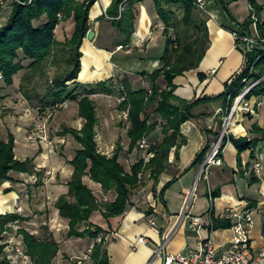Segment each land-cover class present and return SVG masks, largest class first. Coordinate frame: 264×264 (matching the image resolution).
I'll return each instance as SVG.
<instances>
[{
  "label": "trees",
  "instance_id": "obj_1",
  "mask_svg": "<svg viewBox=\"0 0 264 264\" xmlns=\"http://www.w3.org/2000/svg\"><path fill=\"white\" fill-rule=\"evenodd\" d=\"M214 1L222 7L227 16L232 19L227 3L224 0ZM236 0H231V2ZM97 0H17L11 2V12L4 24L0 23V80L6 87L13 86L14 77L21 71H26L22 78L27 82L36 77L47 76V70L59 66L60 57L65 66L62 72L55 73L50 78L47 94L42 101L49 107H57L67 101L77 102L78 115L84 120L80 130L63 128L60 135H71L79 148L74 158L68 163L73 172L67 183L68 193L59 196L54 207L59 216L68 220V235L70 237L93 241L91 264H109L106 251V241L101 235L111 230L109 219L120 217L132 207L131 196L145 173L157 185L159 177L165 173L170 164L169 155L174 149V162L178 160L179 150L186 143L181 134L182 124L190 121L194 123L203 135V144L195 154L192 161L184 170H179L169 182L165 183L159 191L162 195L166 189L183 173L191 168L202 165L205 155L211 146L210 135L216 136L199 122L194 114L196 108L214 101H221L222 111L228 113L234 99L250 84L258 82L246 95L247 100L264 99V21L260 19L261 6L256 0H248L249 16L243 23H236L233 32L239 36H250V27L253 24L252 16H257L258 44L241 47L244 62L242 68L228 82L223 90L214 96H204L192 100H182L174 96V79L189 70L196 69L208 46V33L205 20H201L204 39L196 37L185 42V35L178 32L177 23L173 16L176 9L182 10V23L188 27L194 22V13L197 9L195 0H152L158 18L164 24L163 36L165 49L160 58L161 67L150 74L141 72L140 76L151 83L150 90L144 88L132 89L127 78L118 80L117 84L98 82L95 84H81L78 75L81 71L83 41L90 31L89 19L92 7ZM143 0H110L105 12L98 16L96 21L107 20L118 32L122 45L131 42L139 17L138 6ZM71 20L73 33L63 43L56 39V31L61 23ZM199 21V20H198ZM175 32L174 36L169 31ZM67 50L70 52L68 54ZM66 54V56L64 55ZM69 55V56H68ZM162 78L165 87L157 83ZM200 78L203 76L200 75ZM244 81V82H243ZM243 82V83H242ZM114 85V86H113ZM119 85V86H118ZM118 86V90H115ZM112 95L117 93L122 99L117 109L127 112V138L128 152H132L137 143L149 137L160 128L163 139L154 142L149 152L154 157L145 162L140 159L130 171H126L120 163L121 146L116 145L113 154L108 157L98 150L96 138V105L90 99L94 94ZM153 108V114L158 120L150 121L148 110ZM257 109V106H254ZM249 137H224L221 150L231 143L236 149L237 167H242V154L249 151L250 159H254V152L260 143L264 142V129L254 125ZM15 139L9 132L6 140H0V190L4 182L10 181L9 173H26L38 177L37 186L41 184L40 172L35 170L33 159L20 161L14 154ZM100 185L104 193L113 192L112 201H98L92 189L85 183V178ZM251 182L256 183L257 178L252 176ZM156 192V187L153 189ZM10 192L6 190L5 193ZM212 200L219 196V191L213 192ZM212 205V204H211ZM99 213L107 222V230L91 223V218ZM213 208L210 207V230L229 229L231 223L227 219H215ZM19 213H6L0 215V264H10L4 254L5 245L2 244L3 235L10 229V225L28 221ZM85 226L83 230H79ZM21 237L24 255L30 259L31 264H52L60 253L59 244L50 234L44 238H37L30 232L20 229L17 232Z\"/></svg>",
  "mask_w": 264,
  "mask_h": 264
},
{
  "label": "crops",
  "instance_id": "obj_2",
  "mask_svg": "<svg viewBox=\"0 0 264 264\" xmlns=\"http://www.w3.org/2000/svg\"><path fill=\"white\" fill-rule=\"evenodd\" d=\"M100 2L102 9L93 18L90 16V22H95V19L105 11L110 0H100ZM228 2L234 3L230 0ZM6 6L8 5L6 4ZM94 6H97V2ZM8 8L9 10L4 12V16L0 19L1 24H4L10 15L11 7ZM138 10L139 17L135 32L128 45H122V39L115 28L110 27L109 34L112 37L107 42L109 45L103 43L108 35L103 26L99 24V28H91L90 31L94 33V37L89 43L84 40L81 48L83 57L78 82L95 84L108 81L111 84L112 76H120L118 80L127 78L131 88L138 89L133 87L134 80L136 81L138 78L133 73L136 72L138 75L141 72L150 74L153 70L161 67L160 58L162 54L158 55L154 52L160 44L158 46L157 44H148L145 49L142 48L145 41L152 37L153 29L157 27V25L152 27L153 24L157 23L156 19L158 18L152 0H143L138 6ZM232 14L230 13L232 17L230 19L216 2H206L205 25L208 33V46L196 69L189 70L174 79V96L189 101L204 96L217 95L223 90L224 84L242 68L244 58L241 47H235L233 38L235 24L242 22V20ZM261 21L264 19L262 18ZM85 45L86 49H84ZM103 47L107 48L103 49ZM135 48L139 49V54L130 55ZM83 59L86 63L83 62ZM21 73L23 75L26 71H21ZM200 75L203 78H200ZM138 79L143 83V86L139 88L150 90L151 83L146 78L139 77ZM159 79L158 84L161 83ZM164 87L165 84L162 88ZM104 95L106 96V94L98 93L90 96L96 105V116L97 100ZM251 102L254 103V106L257 105L254 114L240 112L234 116L230 124L231 135L236 138H253L250 131L254 125L264 129V99H252ZM66 104L67 107L73 104V108L65 115V118L68 120L67 116L70 115L73 122L76 120L83 121L78 116L77 102L67 101ZM194 114L198 116L199 122L208 130L214 134L219 133V125L225 115L222 111L221 101L201 105L195 109ZM74 115H77V119L74 118ZM180 131L185 137L186 143L180 148L178 160L175 162L174 149H172L168 158L170 167L160 176L159 188L150 194L146 206L133 205L127 209L124 215L109 219L111 230L108 233L117 234L116 237L106 242L109 264H149L152 261L154 250L158 248L166 236H168L165 245L166 255L197 252L202 242L207 238L212 239L218 253L227 250L232 240V231L230 228L209 229L211 206L213 208L212 215L215 219L224 218L230 223H233L232 215L235 213L244 211L254 213L250 242L255 250L264 246V142L256 148L254 159H250L249 151L242 154L241 168L237 167L235 147L231 143H227L222 151L221 164L210 167L206 177L200 176L199 181L203 179V184H198L199 181L196 182L200 173V166L194 167L183 173L162 195H159L164 184L169 182L179 170H184L189 165L203 144V135L194 123L187 121L181 125ZM209 138L213 144L215 136L210 135ZM63 141L69 144L72 140L69 135L52 137L50 142L40 143L39 148L33 147L29 155H23L20 158L15 154V157L20 161L28 158L33 159L35 170L40 172L41 181L44 184L41 189L51 195L53 207L51 208L50 223L56 222V218H59L67 227L68 220L60 217L58 210L54 207L59 196L68 193L67 183L73 172L72 166L66 163L73 157L66 159L55 153L58 144ZM106 150L105 153H102L110 157L108 144ZM134 151L136 150L134 149L132 153ZM255 163L259 164L258 171L254 169ZM252 176L257 178L256 183L250 181ZM9 177L11 180L4 182L0 190V215L14 212L20 214L22 210L20 197L25 196L22 194L25 192L28 194L29 189L37 186L38 177L36 175L10 172ZM87 180L89 179L87 178ZM93 184L95 183L93 182ZM194 186L196 188L193 196L186 204V199ZM208 189L212 193L219 191V196L211 201L208 196ZM6 190H10V192L5 193ZM17 208H20L19 212ZM198 216L206 217V226L194 231L190 229V222L192 218ZM150 221L153 225L150 224ZM99 226L107 230L106 221L103 220ZM138 238H143L145 243H139ZM77 239L86 241L87 238ZM152 264H164V259L162 257L155 258Z\"/></svg>",
  "mask_w": 264,
  "mask_h": 264
},
{
  "label": "rangeland",
  "instance_id": "obj_3",
  "mask_svg": "<svg viewBox=\"0 0 264 264\" xmlns=\"http://www.w3.org/2000/svg\"><path fill=\"white\" fill-rule=\"evenodd\" d=\"M16 1L17 0L0 1V19L4 16V12H7L9 10L8 7H11V2ZM224 1L227 3V9L229 13H233L232 15H236L242 20V22L240 23H243L248 18L250 14L248 0H236L234 1V3H230L228 2V0ZM256 3L261 6L260 19H264V0H256ZM6 4L8 6H6ZM195 6L197 8L195 10L193 19L195 21L192 22L188 27L184 26V24L182 23V10H179L177 8L173 16V20L177 23V26L179 28L178 32H181L182 34H184V32H187L184 37L185 42L194 40L196 37H198V39H204L200 23L201 20H205V7L204 9H201L197 6L196 3ZM101 9V2L100 0H97V6L92 7V10L90 12L91 18H93L96 13ZM106 19L107 20L99 22L96 20L95 22H90L89 19V25L90 30L93 27L99 28L100 25L103 26L105 32H107L106 34H108L105 37L103 43L109 45L107 42L110 41L112 37V35L109 34L110 27H113L109 22V19L111 18L106 16ZM252 19L253 24L251 25L250 30H253V26L257 23L258 20L256 15H253ZM156 21L157 23L153 24L152 26L154 27L155 25H157V27L153 29L154 33L152 37L148 39V41H145L142 48L145 49L148 44H157V46L160 44L159 47L154 50L156 54L160 55L163 54L165 49V37L163 36L164 24L159 18H157ZM1 22L2 21L0 20V23ZM73 25L74 24L71 20H67L60 24L56 31V39L58 42L63 43L70 38L71 34L73 33ZM252 30L250 36L254 35V32H252ZM169 34L171 36H174L175 32L170 30ZM256 39L257 45L258 35ZM85 40H87L86 43H89L91 41H89L87 37ZM106 48L107 47H103V49ZM84 49H86V45ZM138 50V48H135L130 55H138ZM80 51L82 52L81 49ZM67 52L68 54L70 53L68 50ZM64 55L66 56V54ZM83 62L86 63L84 59ZM64 66L65 63L60 57L59 66L50 67L47 70L46 77H40L38 73L36 77L32 80L23 82L22 78L25 76L26 73L22 75V73L20 72L14 78L13 86L10 87H6L0 80V140H6L7 134L10 132L15 139L14 154H16L20 158L23 155H29L33 147L39 148V142L29 143L26 139L27 134L35 126H46L48 142H50L52 137L56 138L58 136H62L60 135V133L63 128H73L80 130L84 123V120H76L73 122V119L72 117H70V115L67 116L68 120L65 118V115L72 110L73 104H71L70 107H67V104L65 102L57 107H49L46 106V104L42 101L44 96L47 94L48 86L50 85V78L55 73L62 72ZM146 66H148V64H146ZM133 74L135 76H138V78L142 77L139 76L136 72ZM116 78L120 79V76H116ZM138 78L136 81L134 80V88H139L143 86V83ZM262 79H264V76ZM159 80H161L159 86L163 87L164 82L162 81V79ZM118 86H115L116 91L118 90ZM251 101L252 99L248 100L250 107L253 108V113L247 112L248 114H254L255 112L253 105L254 103ZM120 102L121 99H119L117 93H114L112 95L101 96L100 99L97 100V147L101 153H105L107 151L106 145L108 144V154L111 156L116 145H120L122 148L120 151L119 158L120 163L126 171H130L131 167L135 163H137L140 159L144 158L143 156H145V153L141 150H136L133 153L128 152L129 140L127 138V128L129 124L124 113L118 111L117 109ZM152 112L153 108H150L148 110L150 121L157 119V117H155ZM74 118L77 119V115H74ZM221 130L222 123H220L219 125V133H216L213 143H215L218 139ZM69 136L72 140L71 143L68 144L66 143V141H63L62 143H59L58 148L55 149V153H57L59 157H65L66 159L72 157L74 158L76 148H79V145L75 142L73 137L71 135ZM144 139H146L149 143L160 142L163 139V136L160 132V128L153 132L149 137ZM68 162L69 161H66L67 164H69ZM39 178H41L42 180L41 176H39ZM85 183L92 189L98 201H112L114 199L113 192L104 193L101 190L100 185L96 183L93 184V182L87 180V178L85 179ZM158 183L156 185L154 181L148 177V173H145L140 179L138 186L133 190V195L131 196L132 205L136 206L137 204H140L141 206H146L145 204L150 199V194H152L153 189L155 187L159 188ZM203 183V179L198 182V184ZM42 185L44 184L41 181L40 185L36 186L33 189H29L28 194L25 192L24 194H22L25 196L20 197V203L22 208L20 214L25 218H29V220L27 221L28 223L20 222L14 224V226H12L9 231L4 233L2 244L5 245V249L3 256L7 258L10 264H31L30 259L28 257H25L24 255L21 237L17 233L18 230L24 229L30 232L31 234L35 235L37 238L41 239L50 234L53 236L54 240L59 244L60 253L52 264H91L89 256L91 254L93 241L89 239H86V241H79L75 237H70L68 235V226L66 227L64 222L59 218H56V222L52 224L50 223V220L52 218L51 208L53 207V204L51 203V195L45 192V190L41 189ZM251 218L254 223V213H251ZM91 223L94 225H99L103 223V218L98 212L93 217ZM84 228L85 226H81L79 230H83ZM18 251H20V253Z\"/></svg>",
  "mask_w": 264,
  "mask_h": 264
},
{
  "label": "built area",
  "instance_id": "obj_4",
  "mask_svg": "<svg viewBox=\"0 0 264 264\" xmlns=\"http://www.w3.org/2000/svg\"><path fill=\"white\" fill-rule=\"evenodd\" d=\"M195 3L199 8L204 9L206 1L195 0ZM252 32H254V35L252 34L253 36H247V35L239 36L237 33L233 32L235 47L239 48L242 47L244 44H246L247 47L251 45L253 46L256 45L257 42L256 24H254ZM111 79L114 84L118 83L117 78L115 76H112ZM257 83L258 82H254L251 85L246 86L240 92V94L234 99L233 104L230 107L228 113L224 115L222 119V130L216 142L213 143L210 146L209 150L207 151L204 161L200 166V173L198 178L196 179V182L199 181L201 175H204L205 177L207 176L210 167L219 166L221 164V157L223 151L221 150V142L224 137L228 138V136L231 135L230 124L234 116L236 114H239L240 112L253 113V108L250 107V104L246 99V95ZM123 113L127 118L128 116L127 112L124 111ZM26 139L29 143H36V142L47 143L48 136H47L46 126L45 125L35 126L27 134ZM151 144L152 143H149L146 139H142L137 143V146L135 148V150H141L145 153L144 154L145 156H143L144 157L143 160L145 162L149 161L151 158L154 157V153L149 152V148ZM254 169L255 171H258L259 169L258 163H255ZM195 188L196 187L194 186L191 193L188 195V198L186 199V204L193 196ZM207 191L210 200H212L211 190L208 189ZM17 211L19 212L20 208H17ZM232 217L234 218V221L233 223H231V227H230L232 231V240L227 250L218 253L216 251L212 239L207 238L202 242L197 252L191 254L177 253L175 255H166L165 245L168 240V236H166V238L162 240L158 248L154 250L152 261L149 264H152L155 258H161V257L164 259V264H264V246L259 250H255L250 242V231L253 228V220L251 218V212L244 211L240 213H235L232 215ZM150 224L153 225L151 221ZM12 226H14V224L10 225V228H12ZM205 226H206V217L198 216L191 219L190 229L195 231ZM116 236L117 234L107 233L105 235H101L98 238L97 242H100L101 239L107 242ZM138 242L145 243V240L143 238H138ZM18 252L20 253V251Z\"/></svg>",
  "mask_w": 264,
  "mask_h": 264
},
{
  "label": "water",
  "instance_id": "obj_5",
  "mask_svg": "<svg viewBox=\"0 0 264 264\" xmlns=\"http://www.w3.org/2000/svg\"><path fill=\"white\" fill-rule=\"evenodd\" d=\"M93 37H94V33H93V32H89V33L87 34V39H88L89 41L92 40Z\"/></svg>",
  "mask_w": 264,
  "mask_h": 264
}]
</instances>
